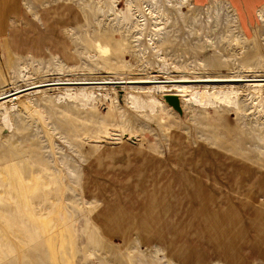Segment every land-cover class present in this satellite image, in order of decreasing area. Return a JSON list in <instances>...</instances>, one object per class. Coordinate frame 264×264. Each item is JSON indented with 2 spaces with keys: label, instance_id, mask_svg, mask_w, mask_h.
Wrapping results in <instances>:
<instances>
[{
  "label": "rangeland",
  "instance_id": "obj_1",
  "mask_svg": "<svg viewBox=\"0 0 264 264\" xmlns=\"http://www.w3.org/2000/svg\"><path fill=\"white\" fill-rule=\"evenodd\" d=\"M20 3L0 30V264H264V89L246 88L264 3Z\"/></svg>",
  "mask_w": 264,
  "mask_h": 264
},
{
  "label": "bare ground",
  "instance_id": "obj_2",
  "mask_svg": "<svg viewBox=\"0 0 264 264\" xmlns=\"http://www.w3.org/2000/svg\"><path fill=\"white\" fill-rule=\"evenodd\" d=\"M144 3V2H143ZM215 3V2H214ZM219 3V2H218ZM193 1L192 0H175V5L177 6V7H182V6H184V8H190V7H192L193 6ZM129 5H132V4H129ZM217 5V4H216ZM132 8L130 7V10H131ZM215 9H216V7H215ZM133 11V10H132ZM132 11H131V13H132ZM215 11H218V9H216ZM263 11V10H262ZM151 13H153V11H150ZM257 12V14L259 15V17H263V14H262V12L260 11V10H257L256 11ZM120 15H121V13H120ZM151 15V14H150ZM155 16H160V15H155ZM261 19V18H260ZM157 35V34H156ZM158 37H159V35H157ZM152 40V39H151ZM153 42H154V40H153ZM154 47V46H153ZM237 79V78H236ZM151 80V79H150ZM216 79H205V80H203V81H215ZM218 80V79H217ZM222 80V79H221ZM179 81H187V80H179ZM227 81V80H226ZM229 81V80H228ZM147 82V81H146ZM151 82H154V81H151ZM207 85V84H206ZM206 85H204V87H200L199 89H197V88H193L192 86H190V85H186V84H181V85H176V89H177V91L178 92H180V94H178V95H180L181 96V98L182 99H185V94L184 93H186V92H188V95L191 97V96H196L197 98H199V99H201V98H203V97H206V96H211V97H214V98H221V97H223V98H228L229 97V95L228 94H231V95H233L234 96V94L236 93V91H234L233 90V88L230 86H226V88L224 87V92H223V90H221L222 89V87H219L218 88V90L215 88V87H213V90L211 91V92H209L208 90H207V86ZM214 86V85H213ZM165 88V86H160V85H157V86H153V87H151L150 86V88L149 89H147L145 92V94H146V97L152 102V104L154 105V104H156V103H161L158 99H156L155 97H154V94H153V89H156V90H162V89H164ZM202 88V89H201ZM209 88V87H208ZM246 88L247 89H251V90H254L255 92H257V93H259V92H261V90L262 89H264V86H262V85H260V84H258V85H248V86H246ZM152 89V90H151ZM226 89V90H225ZM71 91H73L74 93H75V95L76 96H78L77 94H76V92H78V94H83L84 95V97H86V98H88V97H90L91 96V90H85V89H80V90H77V91H75V90H73L72 88H67L66 90H65V93H68L69 94V92H71ZM175 91V90H174ZM73 93V94H74ZM171 93V92H170ZM177 93V92H176ZM71 94V93H70ZM171 95V94H170ZM131 96H133V95H131ZM136 96V95H135ZM75 97V96H74ZM177 97V96H176ZM133 98V97H132ZM181 98L179 99V100H181ZM136 98H133V101L135 100ZM188 100V99H187ZM10 102H12V99L10 100ZM9 102V103H10ZM15 102V101H14ZM3 103V102H2ZM0 104H1V102H0ZM11 104V103H10ZM3 107H4V109L5 110H3V113L4 112H7L8 111V108L9 107H7L4 103L3 104H1ZM13 106V105H12ZM12 106H11V108H12ZM2 109V108H1ZM9 113H10V111H9ZM5 114V113H4ZM9 115V114H8ZM10 122V121H9Z\"/></svg>",
  "mask_w": 264,
  "mask_h": 264
},
{
  "label": "crops",
  "instance_id": "obj_3",
  "mask_svg": "<svg viewBox=\"0 0 264 264\" xmlns=\"http://www.w3.org/2000/svg\"><path fill=\"white\" fill-rule=\"evenodd\" d=\"M21 1L23 2V0H0V30H5L8 28L7 19L14 21L19 16L24 14L25 10H23L20 7ZM205 1L206 0H193L194 3H203ZM227 1L238 7L240 10H247V11H252V9L258 7L259 4L264 3V0H227ZM49 52H52V50H49ZM28 54H32V53L29 52Z\"/></svg>",
  "mask_w": 264,
  "mask_h": 264
},
{
  "label": "water",
  "instance_id": "obj_4",
  "mask_svg": "<svg viewBox=\"0 0 264 264\" xmlns=\"http://www.w3.org/2000/svg\"><path fill=\"white\" fill-rule=\"evenodd\" d=\"M168 101L171 103V104H173L175 107H179V105H178V100H177V97L176 96H173V95H170V96H168Z\"/></svg>",
  "mask_w": 264,
  "mask_h": 264
}]
</instances>
